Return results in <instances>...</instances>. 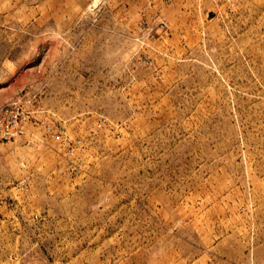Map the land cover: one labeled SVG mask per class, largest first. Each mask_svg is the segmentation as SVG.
Wrapping results in <instances>:
<instances>
[{
    "label": "rangeland",
    "instance_id": "374dc122",
    "mask_svg": "<svg viewBox=\"0 0 264 264\" xmlns=\"http://www.w3.org/2000/svg\"><path fill=\"white\" fill-rule=\"evenodd\" d=\"M0 264H264V0H0Z\"/></svg>",
    "mask_w": 264,
    "mask_h": 264
},
{
    "label": "built area",
    "instance_id": "2783aa9c",
    "mask_svg": "<svg viewBox=\"0 0 264 264\" xmlns=\"http://www.w3.org/2000/svg\"><path fill=\"white\" fill-rule=\"evenodd\" d=\"M1 137H2V138H8V134H7V135H6V134H2V135L0 134V138H1Z\"/></svg>",
    "mask_w": 264,
    "mask_h": 264
}]
</instances>
